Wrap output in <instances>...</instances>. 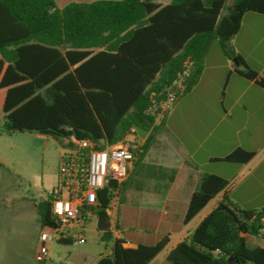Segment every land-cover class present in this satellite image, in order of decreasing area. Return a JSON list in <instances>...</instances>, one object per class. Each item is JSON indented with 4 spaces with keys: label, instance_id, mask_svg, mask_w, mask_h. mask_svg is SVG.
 Segmentation results:
<instances>
[{
    "label": "trees",
    "instance_id": "obj_1",
    "mask_svg": "<svg viewBox=\"0 0 264 264\" xmlns=\"http://www.w3.org/2000/svg\"><path fill=\"white\" fill-rule=\"evenodd\" d=\"M248 11L264 14V0H0V108L7 132H37L54 138L91 139L100 147L128 134L144 137L133 166L144 158L164 124L161 104L175 91L188 93L199 81L204 59L218 39L241 76L264 87L230 41ZM66 49L63 64L47 59ZM33 51V65H30ZM68 60V62H67ZM163 114V115H162ZM162 115V121L157 122ZM254 151L237 147L227 162L247 163ZM204 173L190 197L189 223L228 184ZM125 181L119 188L123 191ZM114 184L99 192L92 214L105 215ZM42 228L54 227L50 201L38 204ZM264 207L247 209L223 196L166 254L164 264H264ZM72 244L71 235L60 236ZM126 246L116 237L110 254L95 264H149L169 243ZM44 264V262H42Z\"/></svg>",
    "mask_w": 264,
    "mask_h": 264
},
{
    "label": "crops",
    "instance_id": "obj_2",
    "mask_svg": "<svg viewBox=\"0 0 264 264\" xmlns=\"http://www.w3.org/2000/svg\"><path fill=\"white\" fill-rule=\"evenodd\" d=\"M76 1L89 2L93 0ZM230 43L236 53L241 56L242 61L264 77V14L254 11L246 12L242 17L238 32L233 36ZM60 51L61 55H59L60 53H54L53 56L47 59L48 65H54L57 62L63 64L66 49L62 48ZM30 54L32 57L28 61L30 65H33V51ZM229 62H233L234 65ZM234 66H240V61L239 64H236L233 58H227V61L219 59L218 63L212 64V75L214 78L216 77V80H214L215 88L216 86L218 88L220 83H224V93L220 100L222 106L219 107L216 103L218 98L215 91V94L210 97L206 95L208 98L207 103L198 104L196 114L198 113L197 116L201 117L202 112L207 110L210 113L211 109L217 114L220 121L212 127L213 132L219 129L227 130L226 126L221 128V124L229 119L230 127L235 129L236 132L245 131L248 134L258 132L259 137L251 136L247 138L246 143L238 142L234 144L232 141H226L212 150L206 149L205 152L200 153L204 147V141L190 144L189 140L185 138L183 130L179 129L176 124L169 123L172 114V112H169L165 119L167 126L163 137L165 141L160 145L158 157L149 159L151 149L155 145L153 142L144 158L135 166L132 165L124 186L125 191L129 187L140 188L143 193L147 192L149 197L161 198V203L157 207H149L143 213L139 211L138 207L131 209V211L121 206L125 192L122 191L116 197L118 201H112L110 208L106 210L107 213L109 211L111 219L110 231L112 236L114 233L116 237L124 239L126 246H136L139 242L153 244L161 239L163 235L169 236L170 241L167 246L149 264H159L157 263L158 256L162 252H165L166 256L167 252L180 240L188 236L201 219L212 210L211 208L205 211L207 205L189 223H184L190 197L198 187L201 175L204 173H215L229 181L227 186L213 199L216 200V203L225 195L247 209H261L264 207V195L256 189V183L262 182L263 177L260 175H264V87L238 74ZM204 71L205 69L199 81L191 90L198 88ZM6 91V89L0 90L1 98ZM0 120L6 126L5 113L1 108ZM3 133H7V131L2 130L1 134ZM237 147L254 151L255 155L247 163L235 162V165H227V161L216 159L226 156ZM211 164H216L218 171L209 170L208 166ZM229 169L233 170L231 174L228 172ZM137 171L139 173H136ZM244 173H247V176L233 185L238 177ZM251 176H254L255 179L249 182L248 179ZM17 197L18 199L22 198L20 194ZM42 200H44L43 196H41L40 201ZM13 201L14 199L12 201L8 200L9 204H13ZM113 203H117L114 208L112 207ZM38 204L33 202L29 207L33 210V217L29 219V224L33 229L34 253L37 252V245L40 242L39 234L42 230ZM131 213L135 218L144 215L146 220L150 222V226H136V222L130 220ZM196 220L198 221L196 222ZM193 223H195L194 226ZM133 230L143 235L132 234ZM126 232L129 235L132 234V236L128 238L121 235V233ZM147 235L148 240H145Z\"/></svg>",
    "mask_w": 264,
    "mask_h": 264
},
{
    "label": "rangeland",
    "instance_id": "obj_3",
    "mask_svg": "<svg viewBox=\"0 0 264 264\" xmlns=\"http://www.w3.org/2000/svg\"><path fill=\"white\" fill-rule=\"evenodd\" d=\"M70 1L74 0H56V3L59 7H63ZM227 58L218 39L214 40L205 56L203 64L205 71L198 88L168 102L164 110L165 113L162 114L164 124L154 133L155 145L151 149L149 159L158 157L160 145L165 141L163 138L167 128L165 119L169 112H172L169 123H174L179 129H182L190 144L204 141V147L200 153L205 152L206 149L212 150L226 141H232L234 144L246 143L247 138L251 136L259 137L258 132L252 134L245 131L236 132L230 127L229 119L221 124V128L226 126L227 130L219 129L213 132L212 127L220 121L217 114L212 109L210 113L207 110L202 112L201 117L197 116L198 113L196 114L198 104L207 103L206 95L210 97L215 94V91L218 98L216 103L219 107L222 106L220 100L224 93V83H220L218 88L217 86L215 88L216 77L214 78L212 75V64L218 63L219 59L227 61ZM229 63L234 65L233 62ZM162 115L158 118V123L162 121ZM2 130L6 131V126L0 120V264H42L36 260V253L33 251V229L29 224V219L33 217V210L29 207L33 202L39 203L41 196L48 201L47 193L58 185L60 159L65 148L68 147L67 140L37 132L17 131L1 134ZM132 137L138 138L139 143H142V139H144L139 135ZM226 163L235 165V162ZM208 168L218 171L216 164H211ZM228 172L231 174L233 170L229 169ZM246 176L247 173H244L238 177L233 185ZM260 176L263 177H261L262 182L256 183V189L264 195V175ZM254 179V176H251L248 181L252 182ZM123 191L125 190L123 189ZM19 194L22 196L21 199L17 197ZM116 197L113 202L118 201ZM12 199H14L13 204H9L8 200L12 201ZM160 203L161 198L149 197V194L143 193L140 188L129 187L123 194L121 206L129 210L138 207L139 211L143 213L149 207H157ZM215 203L216 200H212L205 211L213 208ZM116 205L117 203H113L112 207L114 208ZM98 217L97 214H91L84 225L85 230L72 231L82 232L84 241L74 239L72 244H63L59 241L60 234H54L53 240L46 244L49 251L48 258L59 264H95L102 255L109 254L116 235L113 233L112 238L102 239V231L97 226ZM130 220L136 222V226H150V222L144 215L135 218L131 213ZM194 224L192 225L194 226ZM133 233L143 235L135 230L132 231ZM132 234L121 233L122 236L128 238ZM147 238L148 235L145 240H148ZM249 242L264 244V237L261 235L250 236ZM40 245L41 241L38 242L37 249ZM163 262H166L165 252H162L157 258V263L162 264Z\"/></svg>",
    "mask_w": 264,
    "mask_h": 264
},
{
    "label": "built area",
    "instance_id": "obj_4",
    "mask_svg": "<svg viewBox=\"0 0 264 264\" xmlns=\"http://www.w3.org/2000/svg\"><path fill=\"white\" fill-rule=\"evenodd\" d=\"M177 98L172 91L162 102L164 111L169 101ZM60 159L58 185L47 193L51 205L54 227L43 228L39 234L41 245L36 259L45 262L48 259V246L54 234L71 235L72 239L84 241L82 232L99 203V192L105 186L114 184V193L118 196L121 184L127 179L134 163L137 144L132 143V134L107 143L103 147L91 139H69ZM115 196V197H116Z\"/></svg>",
    "mask_w": 264,
    "mask_h": 264
},
{
    "label": "water",
    "instance_id": "obj_5",
    "mask_svg": "<svg viewBox=\"0 0 264 264\" xmlns=\"http://www.w3.org/2000/svg\"><path fill=\"white\" fill-rule=\"evenodd\" d=\"M234 61L236 64H239V60H237V58H234ZM97 226H98V229L102 231V237H101L102 239H110L112 237V232L110 231L111 219L109 216V211L105 215H99ZM44 264H59V263L48 258L46 259Z\"/></svg>",
    "mask_w": 264,
    "mask_h": 264
}]
</instances>
